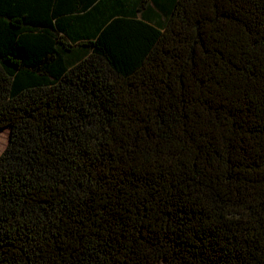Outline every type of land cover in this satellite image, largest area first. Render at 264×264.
Here are the masks:
<instances>
[{
  "label": "trees",
  "instance_id": "trees-1",
  "mask_svg": "<svg viewBox=\"0 0 264 264\" xmlns=\"http://www.w3.org/2000/svg\"><path fill=\"white\" fill-rule=\"evenodd\" d=\"M148 1L0 0V264H264V0Z\"/></svg>",
  "mask_w": 264,
  "mask_h": 264
},
{
  "label": "crops",
  "instance_id": "crops-1",
  "mask_svg": "<svg viewBox=\"0 0 264 264\" xmlns=\"http://www.w3.org/2000/svg\"><path fill=\"white\" fill-rule=\"evenodd\" d=\"M141 0H94V3L95 5H98V4H112V3H119V6L112 9L111 7L110 8H106V7H101V8H98V12L99 13H110V12H114V14H123V13H126V12H130V11H133V5H136L140 2ZM159 2V5L162 7V8H166V10H168L170 7H171V4L173 2V0H156ZM148 8H147V11L148 12V16L145 17L147 19H150L151 21H156V20H159L162 16H163V12L161 11V9H158V7H154L155 4L152 0H149L148 1ZM109 17V16H108Z\"/></svg>",
  "mask_w": 264,
  "mask_h": 264
},
{
  "label": "rangeland",
  "instance_id": "rangeland-1",
  "mask_svg": "<svg viewBox=\"0 0 264 264\" xmlns=\"http://www.w3.org/2000/svg\"><path fill=\"white\" fill-rule=\"evenodd\" d=\"M8 136H9V128L8 127L0 128V152L6 145L8 141Z\"/></svg>",
  "mask_w": 264,
  "mask_h": 264
}]
</instances>
